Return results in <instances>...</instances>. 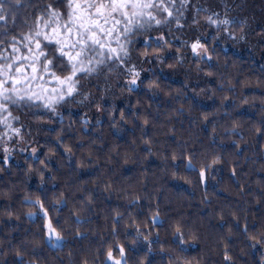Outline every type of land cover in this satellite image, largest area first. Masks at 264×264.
<instances>
[{"label": "trees", "instance_id": "1", "mask_svg": "<svg viewBox=\"0 0 264 264\" xmlns=\"http://www.w3.org/2000/svg\"><path fill=\"white\" fill-rule=\"evenodd\" d=\"M208 1L189 0L182 20L191 31L186 41L206 35L202 42L212 59L185 62L169 53L167 64L203 77L204 97L157 68L143 74V41L161 31L153 24L133 37L131 56L143 83L132 92L122 85L121 72L105 69L81 79L82 95L52 119L22 108L13 112L18 122L9 121L20 136H4L0 125V264H104L110 248L120 258L121 246L125 264H264V243L257 242L264 239V58L224 49V26L207 22L216 13L235 20L227 26L235 35L245 6L236 10L233 0H220L219 9L207 8ZM55 2L24 0L15 27L10 20L11 31L0 35V51L19 58L17 67L29 52L17 43L19 51L12 53L13 35L25 36L33 13ZM258 2L264 13V0ZM174 20L161 26L172 41L164 53L184 41L171 31ZM149 81L159 86L149 88ZM97 82L111 92L108 101H101ZM215 157L220 162L202 183L201 165ZM189 158L194 170L185 168ZM38 198L63 230L59 247L47 244L45 220L30 215L39 209L28 201ZM177 227L184 234L180 247Z\"/></svg>", "mask_w": 264, "mask_h": 264}, {"label": "snow or ice", "instance_id": "2", "mask_svg": "<svg viewBox=\"0 0 264 264\" xmlns=\"http://www.w3.org/2000/svg\"><path fill=\"white\" fill-rule=\"evenodd\" d=\"M28 2L30 4L31 0ZM189 6V0H179L178 3L177 0H67L66 4L65 0H56L55 3L46 5L38 15L34 12L29 32L19 40L13 35L10 41L12 53L19 51L17 43L26 46L29 53H32L31 75L17 67V64L21 63L19 58L11 54L5 56L4 51H0V125L5 129L3 135L7 136L10 131L15 136H20L21 130L9 122L19 120L18 116H13L14 110L27 108L34 110L32 114L38 119L45 114L52 119L59 115L60 108L75 102L76 97L82 95L79 84L81 79L99 76L105 69L110 72L119 71L125 75L128 78L126 86L129 92L138 88L143 80L141 70H138L137 64L131 62L133 37L149 32L155 22L156 29L161 30V35L153 40L149 34L148 39L143 41L145 50L141 63L163 64L167 58L163 53L166 47L172 45V41L167 38L168 34L162 31L161 26L171 24L172 20L176 19L177 28H183L179 16H182ZM24 8V0H0V26L4 29L0 35H8L11 31L8 28L9 21H12L14 28L19 12ZM173 10L178 14L175 17ZM161 13H165L166 18ZM214 16L215 18L208 17L207 22L215 25L217 29L223 25L228 37L237 39L227 27L235 23V20L220 19L218 13ZM193 23L197 21L193 19ZM239 39L244 37L240 36ZM4 43L8 44L9 41ZM153 44L155 48L150 53L149 49ZM184 46L190 47L192 54L201 60L212 59L208 55V47L199 37L190 44L188 41H181V47ZM176 59L180 60V57ZM158 86V81H149V88ZM83 99L87 100L88 96L84 95ZM123 118L122 112L121 119ZM20 150L24 151L23 148ZM3 151L6 154L4 163L7 164L9 148L4 147ZM37 151V148H32L33 155ZM173 158L175 159V154ZM219 162V158L215 157L210 163L201 165L199 177L202 183L206 182L213 165ZM41 163L46 164L47 161ZM185 168L194 170L191 158ZM28 203L39 209L38 213L30 215H39L45 220L47 243L53 247L59 246L63 242V230H57V226H54V222L49 218L50 210L46 207L44 199L38 198ZM157 222L158 218L153 217V226H156ZM175 231L174 239L180 247L184 243V234L179 227ZM137 234L139 235V229ZM257 242L264 243V239ZM114 251V248L107 251L104 264H125L124 247L119 248V259L114 257ZM225 259H228L227 255Z\"/></svg>", "mask_w": 264, "mask_h": 264}, {"label": "rangeland", "instance_id": "3", "mask_svg": "<svg viewBox=\"0 0 264 264\" xmlns=\"http://www.w3.org/2000/svg\"><path fill=\"white\" fill-rule=\"evenodd\" d=\"M199 1L200 0H198V2ZM219 2L220 0L208 1L207 8L212 7V8L219 9L220 7V5H218ZM226 2L228 3V5H230L232 1L227 0ZM233 5L236 10L242 9V5L245 6V8H243V11H242V15L244 16V18L243 16H240L239 17L240 19L239 18L236 19V26L239 29L238 33H235V36L237 37V39H231L228 37V35L225 34V35L220 36V44L223 46L224 49H227V50H233L237 53H248L249 55H251L252 57L256 59L264 58V13L262 12V7H260L261 6L260 3L258 2V0H248V1H242V2L233 0ZM216 12H221V11L218 10ZM161 15H164L166 17L165 13H161ZM182 19H183V15L179 16L180 24L182 25L184 24V27H185L186 22L185 21L183 22ZM174 22H176V19L174 20ZM153 24L155 25V22H153ZM242 25H243V30H241ZM30 27L31 26L27 28L26 34L29 32ZM184 29L185 28L178 29L177 24H175L174 26V23L171 25V31L173 33H176L177 37H179L180 39H182L183 37L184 41H186L187 36L189 35V33H191V31L189 30L188 27H186L185 31H183ZM162 31L165 33V28H162ZM150 34L152 38L155 40L157 37L161 35V31L160 32L152 31ZM240 36H243L244 39H239ZM199 38L201 39V41H203L206 39V35L201 34ZM190 40H187L188 44L194 41V39H192L191 41ZM176 49H179V51L175 50L174 52L171 51L168 53H164V55H166L167 58L165 59L163 64H160L158 62H153L151 64L142 63L143 74H145L147 71L152 69V67L157 68L158 70L162 71L164 76L169 77L171 79L178 80V81L179 80L183 81L186 85H188L189 89H191L192 91H195V92L202 91V94L200 95V97L201 96L204 97V95L207 93V88H206V81L203 77L197 76V74H192V73L186 74L185 73L186 69L184 67H181L180 69L177 68L176 71H171L169 67L170 65H167L168 63H170L169 53H172V55L174 54L180 57V60H185V62H187L186 61L187 57L190 62L201 60V59L199 57L194 56L191 52L190 47L188 46H184V47L179 46V48H176ZM24 50L26 52H29L26 46H24ZM31 55L32 53H29V54L27 53V55L24 56V57H29V59L27 60H25L24 57L23 58L21 57V60L22 61L24 60L25 64L19 66L22 72L26 71L27 74L29 75H31V59H30ZM131 58H132L131 60L132 63H134L133 61L136 62L137 57L131 56ZM139 61H138L139 63L142 62V60H139ZM125 77L126 76L124 75L123 78ZM127 79H128L127 77L123 79L122 85L124 86V88L125 87L127 88L125 84ZM95 85L101 88V96L103 97V99L100 98L101 101H104V100L108 101L109 98L111 97V92H109V90L104 85H101L100 82H97V84ZM119 98L120 96L117 99L114 98L115 99L114 102L116 104H118ZM91 103L92 101H88L87 102L88 106ZM83 108L85 109L86 107H83ZM96 108H98V106L95 107V110ZM10 121L13 122V120H10ZM47 244L53 247L51 244L49 243ZM59 246H61V244Z\"/></svg>", "mask_w": 264, "mask_h": 264}]
</instances>
